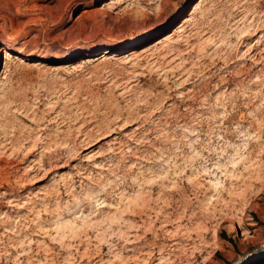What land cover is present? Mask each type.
I'll return each instance as SVG.
<instances>
[{"label":"rangeland","instance_id":"1","mask_svg":"<svg viewBox=\"0 0 264 264\" xmlns=\"http://www.w3.org/2000/svg\"><path fill=\"white\" fill-rule=\"evenodd\" d=\"M158 2L0 0V264H264V0Z\"/></svg>","mask_w":264,"mask_h":264},{"label":"bare ground","instance_id":"2","mask_svg":"<svg viewBox=\"0 0 264 264\" xmlns=\"http://www.w3.org/2000/svg\"><path fill=\"white\" fill-rule=\"evenodd\" d=\"M157 1H159L158 3H160V2H162V1H164V0H157ZM165 1H167V0H165ZM155 2V1H154ZM153 2V3H154ZM68 3V2H67ZM157 3V4H158ZM165 3V2H164ZM75 4V3H74ZM156 4V3H155ZM159 5V4H158ZM69 7V6H68ZM156 7H158L159 8V6H157L156 5ZM155 7V8H156ZM67 8V7H66ZM104 9V8H103ZM82 13H84V11L82 12ZM85 14H87V12L85 13ZM86 16V15H85ZM82 18V17H81ZM84 19V18H83ZM107 30V29H106ZM61 41L62 42H64V43H71V42H73L74 41V37L72 36V35H67V36H65L64 38H62L61 39ZM237 152H236V158H233L232 157V160L230 161V163L233 165L232 166V168H236L235 169V171L236 170H238V166L240 165V163H244L245 162V160H246V157L247 156H245V154H240V152H239V150H236ZM218 169H222V167L223 166H225L226 168H228V166H226V165H224L223 163H221V162H219L218 164ZM207 170H208V168H205V172H207ZM235 171H232V174H233V176H235ZM234 172V173H233ZM213 173H215V172H213ZM211 184H212V186H213V188L216 190H218L219 188H220V186L222 185V181H221V179H219V177H217L216 179H210V181H209Z\"/></svg>","mask_w":264,"mask_h":264}]
</instances>
